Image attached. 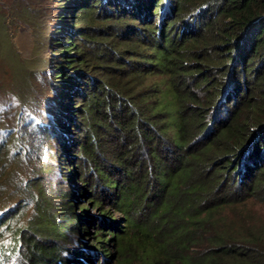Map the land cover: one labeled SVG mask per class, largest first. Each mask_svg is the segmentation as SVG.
<instances>
[{
  "label": "trees",
  "instance_id": "trees-1",
  "mask_svg": "<svg viewBox=\"0 0 264 264\" xmlns=\"http://www.w3.org/2000/svg\"><path fill=\"white\" fill-rule=\"evenodd\" d=\"M154 3L164 15L190 12L177 35L155 37L153 55H141L160 76L130 95L140 71L129 72L132 62L124 61L103 72L97 89H84L71 114L84 124L77 133L80 152L124 216L112 231L119 250L113 264H264V224H248L238 209L249 197L264 200V86H258L260 101L249 93L252 81L264 82V0H59L48 46L57 45L53 56L67 57L51 56L55 91L75 79L84 84L83 66L96 63L74 30L66 35V25L79 24L82 38L98 42L100 35L80 26L96 20L89 13L103 18L97 7L120 20L141 12L146 17ZM198 47L212 72L200 73L198 88L184 77L176 83L174 74L199 69L183 63ZM61 111L34 118L18 110L15 125L0 118V264H71L61 242L48 239L59 240L75 228L74 217L80 219L69 202L52 197L46 177L57 161L47 143L62 123ZM112 129L119 133L105 139ZM109 147L116 176L97 156Z\"/></svg>",
  "mask_w": 264,
  "mask_h": 264
},
{
  "label": "rangeland",
  "instance_id": "rangeland-1",
  "mask_svg": "<svg viewBox=\"0 0 264 264\" xmlns=\"http://www.w3.org/2000/svg\"><path fill=\"white\" fill-rule=\"evenodd\" d=\"M58 1L0 0V118H4L7 124L11 125L15 123L13 117L18 110L22 115L31 113L34 118L39 116L47 118L54 110L56 113L62 110L63 118H60L62 123L57 122V131L53 133L55 137L47 143L57 161L47 169L46 177L50 183L52 197L55 200L69 202L70 208L77 213L80 219L74 217L75 228L65 230L59 240L50 235L48 239L61 242V254L71 257V264H113L119 257V250L112 231H118L122 227L124 216L114 207L110 186L104 183L102 177L95 175V171L90 169L91 161L80 152L77 133L82 132L84 124L74 118L76 114H71L76 113L77 106H74L76 101L83 102L82 99L85 97L83 90L88 89L89 85L97 89L96 81L104 78L103 72L121 67L120 64L124 61L132 62L129 72L140 71L138 79L130 82L132 85L130 95H134L133 91L137 89L147 90L146 87L152 85L160 76V71L152 60H147L141 55L147 57L153 55L150 45L155 41V37L164 36L165 33L171 35L176 33L177 35L180 31L179 25L182 17L190 12L181 13L177 9L164 15L162 8L155 9L154 3L152 7L149 6V14L146 17H143V12H141L138 17L133 14H124L120 20H114L117 15L115 17H110L108 13L103 15L101 8L97 7L100 13L98 16L103 18H96L94 14L89 13L96 20L93 23L87 20L80 26L87 30L92 29L100 35L94 37L98 42L82 38L81 30L76 31L79 24H72V27L66 25V35L74 30L78 35V41L84 43L81 44L84 46L83 52L91 57L92 62L96 63L93 65L95 68L83 66L86 75L84 84L83 81L75 79L71 87L67 85L64 86L63 91L61 88L55 91V83L52 79L53 70L50 67L54 63L51 61L53 59L51 52L57 45L48 46V38L52 29L58 26L56 24ZM129 16H133L134 19ZM191 22L194 23L193 20ZM159 25L162 28L161 34H157ZM124 27L131 28V30H124ZM136 28L137 31H132ZM141 31L143 34L140 33ZM70 42L68 38L67 44ZM116 43H119L120 50L114 48ZM191 51L187 52L183 63L185 66L190 64L192 67L197 63L199 69L193 67L182 73L183 76L176 73L173 79L177 83L182 77L188 78L190 81L188 84L198 88L202 86L197 81L200 73L205 70L207 74L211 73L212 68L206 66L204 60L199 57L198 52L202 51L199 47ZM53 57L60 59V57L67 56L56 54ZM63 63L66 64V62ZM98 66L110 67L99 71ZM57 84L61 86L62 83ZM250 85V96L260 101L261 90L258 86H264V82L252 81ZM199 91H204L203 87ZM139 99L138 97V102ZM64 104H68L67 110ZM79 105L81 104H78V107ZM112 130L113 132L109 133L105 139L112 140L116 133H119ZM111 151L112 147H109L106 151H99L97 156L102 165L110 168L112 176H116L117 166L113 164L110 157ZM227 176V181H231L228 174ZM244 201L238 209L240 208L241 212L245 213L247 223L264 224L262 197H249ZM223 212L232 214L230 208H226ZM58 216L61 217L60 214ZM102 243L105 249H102Z\"/></svg>",
  "mask_w": 264,
  "mask_h": 264
}]
</instances>
